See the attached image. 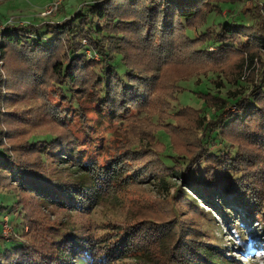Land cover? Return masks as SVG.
Masks as SVG:
<instances>
[{
  "label": "rangeland",
  "instance_id": "obj_1",
  "mask_svg": "<svg viewBox=\"0 0 264 264\" xmlns=\"http://www.w3.org/2000/svg\"><path fill=\"white\" fill-rule=\"evenodd\" d=\"M53 1L0 0L2 146L19 156L16 163L21 169L23 165L27 169L36 168L38 182L50 179L62 184L82 177L80 160L104 168L110 164L116 175L110 174L100 181L104 193L98 203L89 205L90 209L79 210L32 191L21 193L12 179L2 176L0 252L12 250L16 245L9 243L12 238L26 244V250H21L23 253L16 254L17 257L14 256L17 251L10 253L13 256L7 257L4 264H40L53 256V252L56 256L58 245L52 247L50 242L63 231L77 236L85 246H91L92 251L83 257L88 261L83 264H172L173 250L183 249L178 258L183 254L189 257L203 245L220 248L222 260H230L232 264H264V221L249 219L247 209L238 207L233 195L225 199L213 196L212 200L196 195L187 182L190 177L176 175L180 164L173 160L164 163L171 155L182 161V156L193 159L198 154L202 148L195 137L202 117L211 119L221 111L231 117L247 114L248 109L242 112L236 101L248 98L264 80V46L251 48L252 55L248 51L229 54L226 51L217 56V48L204 43L202 34L221 23L229 28L233 23L255 24L256 10L260 8L264 12L263 1L225 3L229 0H215L220 3L219 9L210 14L204 25H193L191 35L198 40L192 42L185 38L184 27L177 20L171 23L172 30L163 31L160 23L146 16L145 8L140 6L137 12L129 8L123 17L136 23L114 29L115 33L121 32L123 38L115 35L111 48L124 55V61L133 68L135 87L124 90V94L120 86L115 87L120 95L127 94L118 106L114 101L117 95L112 91V99H109L117 108L112 118L99 110V102L94 99L96 92L91 98L97 82L93 66L101 62V57L89 46L88 40L83 39L81 51L86 53L89 62L81 68L76 84L82 89L80 92L88 91L90 95L85 111L91 128L82 126L76 113L60 103L55 95L53 65L59 56L51 60L52 63L47 62V70H42V74L35 67L36 75L40 74L33 81L28 78L33 70L29 63L25 60L19 64L13 55L16 52L6 50L4 33L8 26L19 29L27 25L58 24L100 0H64L57 12L44 15ZM193 20L199 22L198 17ZM64 41L62 37L59 54L66 49ZM210 52L211 55L205 54ZM117 64L120 69L123 63ZM69 116L73 122L69 121ZM238 120L241 123V119ZM249 124L251 126L252 121ZM242 126L246 127L236 125L237 128ZM47 136L59 137L50 146L49 158L42 159L35 145L33 148L25 145L31 140L45 144L42 140ZM255 138L257 141L235 137L233 142L238 144L243 157H249L243 168L262 181L261 189L257 190L263 201L264 142L259 136ZM59 149L68 155L57 157L55 153ZM197 157L201 159L199 154L195 159ZM93 168L92 174L98 178L95 170L98 173L99 170L94 165ZM185 168L182 166L183 171ZM209 169L204 162L198 163L193 168L195 178L204 172L209 175ZM11 189L20 191L21 204ZM139 227L152 232L166 230L168 246L161 245L156 238L148 250H141L139 245L137 250L131 248L132 240L125 247L126 231L129 233ZM119 234L124 238L120 236L122 240L115 244Z\"/></svg>",
  "mask_w": 264,
  "mask_h": 264
},
{
  "label": "trees",
  "instance_id": "obj_2",
  "mask_svg": "<svg viewBox=\"0 0 264 264\" xmlns=\"http://www.w3.org/2000/svg\"><path fill=\"white\" fill-rule=\"evenodd\" d=\"M239 1L241 0H229L225 3H236ZM262 1L264 5V0ZM140 6L145 8L146 16L150 20H155L163 26V31L172 30L170 25L171 23L173 25L177 20L184 27L185 38L192 42L198 40L191 35L194 29L193 25L197 23L204 25L208 21L210 14L219 9L220 3L215 0H100L90 4L85 10H79L76 14L58 24L27 25L19 29L8 26L4 33L6 50L12 52V49L16 52L13 55H15L14 58L19 64L25 62V60L29 63V68L33 70L30 71L32 75L28 78L33 79V81L38 78L40 73L42 74L47 70L46 64L48 61H53L55 57L59 56L53 65L55 73L54 84L57 90L55 95L58 96L60 103L69 106L76 113L82 126L86 127L87 125V128H91L90 124H87L85 111L90 95L88 91L80 92L82 89H79V85L76 84L81 75V68L85 67L87 62H89L86 58V53L81 51L84 45L82 40L87 39L89 46L95 49L101 57V62L93 66L97 82L91 98L93 99L96 96L94 99L99 102V110L104 115H107L108 118H112L117 111V108L112 105V91L117 95L114 97V101L115 105L118 106L123 100L125 101L127 94L124 96L120 95L115 90V87L120 86L122 94L135 87L132 84V80L135 79L134 73H132L133 68L129 67L124 61V55L114 52V48H111V39L115 35H118L115 36L117 38H123L121 32L117 31L115 33L116 31L113 30L123 29L126 28L124 25L128 26L136 23V20H125L123 14L129 8L132 9V12H137ZM256 14L257 23L255 22L253 25L233 23L229 28L221 23L217 25V28L208 30L202 34L205 38L204 43L207 42L209 45H214L217 48V56H222V53L226 51L227 54L236 51H248L251 54V48L264 46V12L258 8ZM195 17L199 18V22L193 20ZM62 37L65 38L66 49L63 54H59L62 51L60 42ZM211 53L205 54L211 55ZM117 57L120 60L119 62L123 63L120 69L117 66L119 62L117 61L116 63ZM214 57L216 58V56ZM30 61H33V63H30ZM35 67L40 72L37 75ZM94 92L97 95L94 96ZM236 103L242 112L248 109L245 119L242 118L246 115L240 117L225 116L223 111L217 112L211 119L202 117L197 129V136L195 137L202 148L197 152L200 155V160L199 157L195 159L198 154L193 156V159L186 155L182 156V161H178V156L171 155L169 156L170 158L164 160V163H171L172 160L179 163L180 168L177 167L176 175L182 174L183 178L185 176L190 177L187 182L196 195H201L211 200L213 196L225 199L228 195H233L235 198L233 201L237 206L247 209L249 219L252 221L257 219L258 222L264 221V200L262 201L261 193L257 190L261 189L262 181L260 179L256 180L250 172L243 168V165L247 166L246 161L249 157L248 159L243 157L240 147L233 142L235 137H244L245 139L257 141L255 136H259L264 142V80L261 81L258 88L252 91L248 98H240ZM194 110L197 111V109ZM69 118V121L73 122V118L71 116ZM239 118L241 123L238 122ZM251 121L252 125L250 126L249 123ZM247 122H249L248 127L246 126ZM238 124H243L246 127L242 126L241 128L243 129L237 128L236 125ZM86 132L85 130L84 133ZM3 135L4 131L0 130V191L3 189L1 178L4 176L6 179H12L18 189L21 190V193L32 191L79 210L89 208V205L98 203L102 193H104L100 181L105 180L108 175L114 172L110 164L104 168L102 166L99 167L95 163L91 166V164L80 160L78 162L82 167V177H77L68 183L63 182L62 184L52 182L50 179L45 182H38L37 177H35L37 175L36 168L27 169L23 165L21 169L19 164L16 163L19 156L12 154V152L10 153L6 147L2 146ZM85 135L86 137L89 136L88 133ZM56 140H59L58 136H47L42 140L45 144H38L41 140H31L27 141L25 145H31V148L35 145L36 147L34 148L37 149V152L39 151L38 155H41L42 159H46L45 156L50 153L51 144L53 145ZM35 142L38 143L35 144ZM62 150L59 149L55 155L59 158L63 154L68 155L63 153L66 152L65 150L63 152ZM201 162H204L206 167H210L209 175L207 174L208 172H204L203 174L201 173L200 177L195 178L196 175L193 173V168ZM93 165L99 170V173L95 170V174L99 176L98 178H95L92 174ZM182 166L186 167L185 171L182 170ZM190 175H193L195 180H191ZM262 179L264 181V178ZM19 192H15L17 197L20 194ZM20 199L19 204L22 203ZM14 207L16 208V206ZM129 231L131 232L128 233L126 231L125 238L122 234H119L115 244L122 240L119 239L121 236L124 238L125 247L128 246L129 240H132L131 248H136V250L138 245L141 250L144 248L148 250L152 240L156 238L159 239L161 245L168 246L167 238L169 233L166 230L161 229L152 232L139 227V229ZM129 234H131V238L128 236ZM165 235H167V238ZM76 237L73 234L70 235L69 232H61L58 238L50 242L52 247L54 244L58 245L55 249L58 253L55 256V252H53V256L51 254L48 260H42L40 264H75L77 262L83 264L85 261L87 262L88 260L83 257L89 254L92 248L91 246H85L84 243L82 244ZM9 243H16V245H13L11 251L6 249L5 253L0 252V264H4L6 258L13 254L14 251H17L14 253V256L17 257V255L23 253L21 250H26L24 242L12 238ZM108 250L110 252V249ZM182 251L183 249L181 251L180 249L177 251L176 249L175 251L173 250L172 264H232L230 260H222L221 255L223 253L216 246H199L196 251L194 250L193 256L186 257L183 254V256H180L183 258H178L179 254L182 255ZM24 255L28 254L24 253ZM156 261L157 263L160 262L159 259ZM168 262L169 260H167Z\"/></svg>",
  "mask_w": 264,
  "mask_h": 264
},
{
  "label": "built area",
  "instance_id": "obj_3",
  "mask_svg": "<svg viewBox=\"0 0 264 264\" xmlns=\"http://www.w3.org/2000/svg\"><path fill=\"white\" fill-rule=\"evenodd\" d=\"M63 1L64 0H54L53 3L51 4V6L44 12V15L45 14L46 15H51V14L57 12L60 9Z\"/></svg>",
  "mask_w": 264,
  "mask_h": 264
}]
</instances>
